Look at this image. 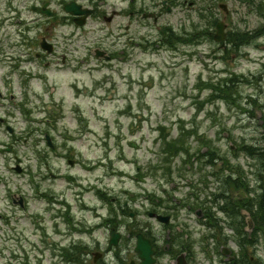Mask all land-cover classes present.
<instances>
[{"label":"rangeland","instance_id":"rangeland-1","mask_svg":"<svg viewBox=\"0 0 264 264\" xmlns=\"http://www.w3.org/2000/svg\"><path fill=\"white\" fill-rule=\"evenodd\" d=\"M143 1L149 3L150 0ZM143 1L138 0L135 11L144 7ZM20 2L16 1L17 7ZM55 2L51 0L53 7H57ZM188 2L182 6L168 7L164 3L155 9L144 8V13L159 16L157 22L154 24L148 18L134 15L128 36L124 34L123 41L117 44L108 29L124 30L128 19L122 14L127 13L122 11L126 3L107 0L112 8L122 11L111 22L102 16L88 20L71 43L75 50L68 51L67 59L77 65L75 70L74 66L58 69L40 65L38 70L47 74V83L32 78L30 83L35 89L27 91L29 97L24 90L9 91L17 93L18 98L28 97L31 112L26 116L15 102L0 103V116L8 117L9 121L0 123V209L8 204L7 189L18 188L33 194L29 177H39L41 162V172H46L49 178L43 182L38 179L40 187L50 196L62 193L70 203L71 215L86 217L89 231L96 224L93 237L104 248L102 251L107 241V232L102 226L120 228L125 234L130 212L139 215L140 221L147 220L143 212L152 203L145 196L163 198L168 191L172 200H182L183 205L175 212L179 225H185L181 240L190 245V264L223 263V256L213 249L215 242L227 240L235 253H239L240 246L236 242L239 236L231 226L239 227L243 221L239 215L241 207L254 209L252 202L260 192L259 173L264 169L260 162L264 154L254 157L241 147L243 142L264 147V127L260 125L264 119V79L260 85L255 80L258 74H264V0ZM221 4L226 5L228 13ZM2 9L1 0L0 12ZM105 11L109 15L112 9ZM220 20L226 23L228 31L236 30V36L240 32L244 35L245 31L258 33L257 28L261 32L258 38L238 50L228 46L221 48L213 39L215 25ZM165 24L178 32L190 33L201 26L204 31L202 34L198 31L200 36L196 41L189 40V44L176 48L150 46L151 41L159 38V30ZM56 27L62 34L74 30L64 20ZM4 29H0L2 46L9 39L3 35ZM35 30L32 31L34 38ZM54 39L58 41L57 51L60 52L64 43L59 36ZM45 41L53 47L50 41ZM96 45L115 50V58L93 66L98 61L89 48ZM33 46L35 50L40 49L38 42L33 41ZM70 53L75 54V59ZM232 70L238 75L244 74L249 82L232 74V83L238 92L232 94L234 102L212 99L209 84L229 77ZM33 71L37 72L35 68ZM200 79H206L208 84L199 83ZM73 82L78 84V90ZM243 105L249 111L241 109ZM6 124L14 127L15 136L8 134ZM181 126L195 127V130L190 136H186L189 131H185L182 137L177 135ZM45 132L57 143L56 149L46 148ZM165 133L164 144L160 136ZM161 145L168 151L164 156H161ZM10 146L22 159L20 165L28 167L27 172H17L11 167L15 165L11 159L13 153L1 151ZM170 154L174 160L167 172L163 166L166 162L169 164ZM67 156L74 160L72 165ZM182 157L186 160L184 163L180 160ZM43 162H47V168ZM202 176L207 186L198 179ZM236 181L249 194L247 200L243 198V191L230 190V185ZM97 188L105 193L103 199L97 195ZM191 188L199 194V199L196 194L190 195ZM222 191L225 192L223 198L216 200L220 206L212 202L210 208L212 193ZM43 205L42 200L34 202L35 207ZM200 205H205L222 227L208 231V223L202 215L198 222L193 208ZM222 209L227 211V216ZM150 222L159 228L153 220ZM82 237L89 240L88 235ZM245 250L248 256L256 255L257 262L264 264L260 243L255 253H252V245L245 246ZM87 251L90 255L85 257ZM65 253L75 255V259L62 264L92 263L93 254L83 246L66 249ZM110 259L106 257L104 263L109 264ZM166 261L164 258L163 262ZM3 262L1 260V264ZM241 263L242 259L237 264Z\"/></svg>","mask_w":264,"mask_h":264},{"label":"flooded vegetation","instance_id":"flooded-vegetation-1","mask_svg":"<svg viewBox=\"0 0 264 264\" xmlns=\"http://www.w3.org/2000/svg\"><path fill=\"white\" fill-rule=\"evenodd\" d=\"M1 1V0H0ZM27 0H22L24 4ZM30 10L34 12V17L23 18L16 5V0H2L3 13L0 17V26L5 24L10 30L5 27L4 36L8 37L13 42H8L7 45L0 48V57L10 58L12 70L9 73L0 75V88H10V82L5 75L8 74H28L27 65L32 59L29 55L33 47V41L39 42L40 39L50 41L53 47L50 51H44L41 54L35 53V60H42L44 65L49 68L51 66H62L66 60V52L57 53V40L55 36L62 37L58 27L50 26L43 17L42 7H52L50 0H32ZM71 1V0H67ZM59 0V6L63 8L67 2ZM82 6L89 7L95 10L107 4L111 7L107 0H73ZM126 6L130 4H138V0H122ZM143 1V0H142ZM143 3V2H142ZM145 8L152 7V4H142ZM22 6V5H20ZM58 6V7H59ZM157 7H153L155 9ZM133 12L130 11V14ZM60 14H62L60 12ZM52 16V23L57 26L61 21L65 20L63 15ZM53 15V14H52ZM133 15H135L133 13ZM48 17V16H46ZM75 21L74 16L71 17ZM53 30H50L49 27ZM42 27V28H40ZM35 30V38L32 31ZM73 38H70V40ZM73 42V40H72ZM229 45V44H228ZM56 46V48H55ZM70 46V50L73 48ZM11 97V96H10ZM0 118V121H3ZM20 161L15 156L16 160ZM15 167V166H11ZM24 168H22L23 172ZM38 177L39 181H45V177ZM35 182L33 185L38 187L33 194H26L18 188L9 190L6 198L8 204L6 208L0 209V264H62L65 262V250H75L80 246L85 247L93 254L91 264H105L106 257L111 258L109 264H142L139 254L136 251L137 235L142 234L144 239L149 240L151 245V264H177V258L182 253L185 256L186 264H190V245L186 241H182V235L185 225H179V219L175 209L182 204L181 199L172 200L168 191H165L163 198L154 197L150 199L145 196L146 200L150 201L149 209H145L143 216L147 220H138L139 215L134 212L129 213V221L126 226V233L122 234L120 228L119 242L116 246L108 249L111 227L102 229L107 232V241L105 251H102L99 242L93 237L94 226L88 230L89 222L84 217H76L71 215L66 217L65 200L61 198L62 194L49 196L45 190L40 187L41 182ZM42 200L44 205L40 208L34 206V202ZM1 205V204H0ZM189 209L191 205H186ZM199 210H194V214L199 211L200 215L208 221L210 210L205 205H200ZM121 213L122 211L119 210ZM150 220L159 226L157 229ZM83 222V223H82ZM103 220L100 222L102 223ZM83 225V228H82ZM66 226V227H65ZM82 235H88L89 240H85ZM132 244V245H131ZM118 246H121L118 248ZM101 250V251H100ZM90 254H86L88 257ZM97 256V257H95ZM166 258V262L163 260ZM73 257L69 256L68 262ZM87 260V259H85ZM7 261V262H6ZM224 264V263H223Z\"/></svg>","mask_w":264,"mask_h":264},{"label":"trees","instance_id":"trees-1","mask_svg":"<svg viewBox=\"0 0 264 264\" xmlns=\"http://www.w3.org/2000/svg\"><path fill=\"white\" fill-rule=\"evenodd\" d=\"M197 32L192 33L193 35H196ZM167 40V39H166ZM233 79L230 77L224 78L222 82H217L215 84H209L211 86L210 91L212 95V99H223L225 102L230 103L231 101L234 102V97L232 94L233 92L237 93V90L233 88L232 85ZM208 84V83H207ZM206 84V85H207ZM241 109H246L245 106H241ZM163 142L165 144L166 137L163 136ZM242 149H244L247 153L250 155L256 157V155L264 154V147H258L255 145H248L246 143H242L241 145ZM162 150L165 152H168L165 147H162ZM264 159V157H262ZM262 165L264 166V160L260 161ZM260 192L257 194L255 198V202H252V206H254V209H252V217L255 221V229L251 236L243 235L241 232V229L238 230L239 237H238V243L243 247L244 244H257L260 243L263 251H264V169L262 172L259 173V180H258ZM244 249L241 248V259H246L247 262H243L241 264H249L248 261H251L249 257L245 255ZM252 264V263H251Z\"/></svg>","mask_w":264,"mask_h":264},{"label":"water","instance_id":"water-1","mask_svg":"<svg viewBox=\"0 0 264 264\" xmlns=\"http://www.w3.org/2000/svg\"><path fill=\"white\" fill-rule=\"evenodd\" d=\"M66 10H69L71 12H77V10H73L70 7H66ZM218 33L216 34L215 38L217 40L223 39L224 38V34H222L221 30H222V26L218 25ZM248 224H249V228H251L252 226V221L248 218ZM117 236L111 232V240H110V244L111 243H116V239ZM136 250L139 252L140 257L143 258V262L142 264H150V262L152 261V259L150 258V251H149V245L145 244L142 242V239L139 237L138 238V242H137V246H136Z\"/></svg>","mask_w":264,"mask_h":264}]
</instances>
